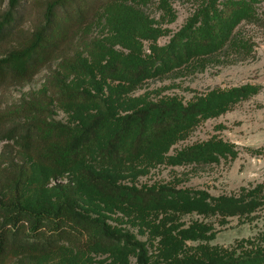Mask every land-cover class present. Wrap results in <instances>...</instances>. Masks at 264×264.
<instances>
[{"label": "trees", "instance_id": "obj_1", "mask_svg": "<svg viewBox=\"0 0 264 264\" xmlns=\"http://www.w3.org/2000/svg\"><path fill=\"white\" fill-rule=\"evenodd\" d=\"M4 1L0 0V89L27 83L43 68L61 61L46 79L43 93L0 107V264H72L64 261L66 249L78 254L107 252L119 260L133 253L137 264H264V244L242 251L216 249L186 254L169 262L153 260L146 241L115 229L105 219L81 208L82 185L75 177L67 175V182L57 181L77 168L84 184L98 196L128 207H167L174 213L197 211L224 218L250 215L264 206V183L243 188L239 195L218 196L171 184L138 187L121 183L108 170L82 161L93 156L100 165L116 166L150 154L162 157L171 141L187 134L202 119L229 110L259 87L245 84L213 89L186 102L172 96L116 103L99 84L94 91L67 85L63 73H88L90 69L68 57L64 50L82 29L96 21L101 8L126 5L112 8L109 13L112 26L121 32L128 29L130 17H119L120 10H129L131 17L143 15L137 6L146 0H33L32 5L42 7V16L30 25L28 34L23 28L22 8L31 1L8 0L3 8ZM158 1L165 14L173 18L171 0ZM198 1V8L170 41L153 47V55L101 47L106 56L104 76L139 83L203 61L226 48H251V42L239 35L238 28L243 23L264 26V0ZM140 26L147 37L154 34L156 38L163 32L147 24ZM69 58L72 60L66 61ZM125 93L123 90L120 97L127 100ZM54 100L95 110L72 124L54 116ZM237 155L234 143L211 138L178 150L167 159L175 164L212 163ZM27 157L48 170L34 184L30 183L34 168ZM46 192L52 199H46ZM204 226L203 222H195L187 230L198 233ZM160 227L166 237L172 236V224ZM168 239L163 238L162 243Z\"/></svg>", "mask_w": 264, "mask_h": 264}, {"label": "rangeland", "instance_id": "obj_2", "mask_svg": "<svg viewBox=\"0 0 264 264\" xmlns=\"http://www.w3.org/2000/svg\"><path fill=\"white\" fill-rule=\"evenodd\" d=\"M31 3L24 5L25 23L28 28L40 20L42 7ZM8 0L4 1L3 8ZM198 0H171L174 17L166 15L158 0H146L137 6L144 12L132 17L129 10H120L119 17H130L128 29L121 31L112 26L110 9L125 7L118 3L99 11L96 21L82 29L76 40L64 52L88 66L90 72L65 74L63 80L70 87L94 91L99 84L103 92L113 101L129 102L143 99L177 97L190 101L213 89H230L252 84L259 87L256 93L235 103L229 110L209 118L202 119L191 131L171 141L162 151V157L146 155L136 161H127L116 166H103L96 157L85 158L82 164L95 168H104L121 183L138 187L171 184L177 188H190L206 191L211 195H239L243 188L264 183V26L243 23L238 33L251 42V48H226L218 54L197 63L185 65L162 74L147 78L139 83L118 81L104 76L102 67L106 56L100 48H113L123 52H137L143 56L152 54L155 45H166L187 19L198 8ZM129 15V16H128ZM126 17V18H127ZM161 28L162 33L144 36L142 26ZM153 55V54H152ZM69 58L66 61H71ZM61 59L43 68L33 79L24 84H11L0 89V107H8L24 97L40 95L46 90L45 82L51 72L59 67ZM123 90L127 100L122 99ZM129 99V100H128ZM54 116L64 122L78 123L93 110L92 106L77 103L53 101ZM219 138L232 142L238 149L236 158H222L212 163H171L168 155L177 153L191 144ZM3 142L0 143V150ZM156 153V152H155ZM33 165L34 174L30 183L42 179L48 170L27 157ZM67 175L75 177L82 185L81 208L105 219L115 229L130 233L136 239L146 241L153 260L171 261L186 254L228 249L242 251L252 246L264 244V206L247 216L234 215L226 218L220 215H205L197 211L173 212V208L142 210L128 207L117 201L98 196L73 168L61 177L67 182ZM53 181L47 184L52 186ZM46 199H52L46 192ZM170 213L169 215H166ZM160 222V224H159ZM195 222L205 226L200 232H189ZM172 224L170 237H166L161 225ZM163 238H169L163 244ZM64 261L72 264H137L133 253L128 258L117 259L107 252H89L78 254L66 249ZM62 254V255H63Z\"/></svg>", "mask_w": 264, "mask_h": 264}]
</instances>
